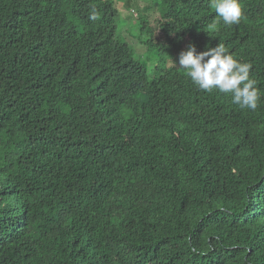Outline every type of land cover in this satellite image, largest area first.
<instances>
[{"label": "trees", "instance_id": "1", "mask_svg": "<svg viewBox=\"0 0 264 264\" xmlns=\"http://www.w3.org/2000/svg\"><path fill=\"white\" fill-rule=\"evenodd\" d=\"M115 3L0 0V264H264V0H162L125 42ZM190 43L250 63L258 107L165 66Z\"/></svg>", "mask_w": 264, "mask_h": 264}, {"label": "clouds", "instance_id": "2", "mask_svg": "<svg viewBox=\"0 0 264 264\" xmlns=\"http://www.w3.org/2000/svg\"><path fill=\"white\" fill-rule=\"evenodd\" d=\"M213 7L225 25L240 23V0H213ZM90 18L96 19L95 16ZM178 63L200 90L216 89L220 93L230 94L232 102L241 109L255 110L258 107L260 92L256 80L249 75L251 64L234 58L223 44L218 43L215 47H206L204 51L197 52L195 45L190 43L179 53Z\"/></svg>", "mask_w": 264, "mask_h": 264}, {"label": "rangeland", "instance_id": "3", "mask_svg": "<svg viewBox=\"0 0 264 264\" xmlns=\"http://www.w3.org/2000/svg\"><path fill=\"white\" fill-rule=\"evenodd\" d=\"M161 2L162 0H116L115 4L118 9V15L116 19L117 31L119 32L118 36L122 38L124 42L125 39L133 40V38L129 35L131 32L133 34H137L136 37H138V35H140L138 32V18L143 15L147 18L150 26H155L154 20L159 18L161 12ZM128 44L139 47V45L133 42H129ZM131 48L133 49L132 46ZM143 51L144 49H141L137 52L135 51L136 56L134 55V57L137 59L141 57L142 61L146 63L148 74L151 75L155 67L160 68V64H162L160 62L161 54L155 49H151L149 54H145V51ZM178 56L179 55L176 53H170L163 57L165 66H170L173 64V61H175L179 67Z\"/></svg>", "mask_w": 264, "mask_h": 264}]
</instances>
